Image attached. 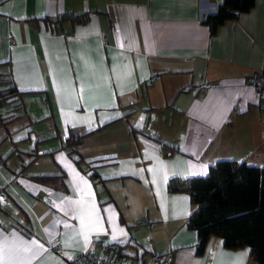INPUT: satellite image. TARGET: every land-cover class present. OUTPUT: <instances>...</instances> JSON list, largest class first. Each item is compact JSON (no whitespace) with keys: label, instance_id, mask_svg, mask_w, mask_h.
I'll use <instances>...</instances> for the list:
<instances>
[{"label":"crops","instance_id":"1","mask_svg":"<svg viewBox=\"0 0 264 264\" xmlns=\"http://www.w3.org/2000/svg\"><path fill=\"white\" fill-rule=\"evenodd\" d=\"M222 1L0 0V74L20 93L15 129L0 123V264L111 244L127 264H256L216 237L198 255L194 206L166 188L218 161L264 169V98L246 80L264 66V0L210 34Z\"/></svg>","mask_w":264,"mask_h":264},{"label":"trees","instance_id":"2","mask_svg":"<svg viewBox=\"0 0 264 264\" xmlns=\"http://www.w3.org/2000/svg\"><path fill=\"white\" fill-rule=\"evenodd\" d=\"M253 5L254 0H223L216 12L206 16L203 23L208 26L210 34H214L217 26L235 20ZM84 19L85 13L63 14L52 22L74 24L82 23ZM19 95L11 79L0 74V108L14 101L16 103L12 105V110L19 107L16 101ZM14 118V114L0 113V123ZM80 140L81 137L77 136L66 141L68 154H72V147ZM174 150L161 144L163 156H168ZM78 161V158L74 159L75 163ZM36 179L43 182L53 178ZM166 188L170 193H186L194 206L186 220V227L196 232L198 255L202 254L208 240L216 237L222 240L226 249L248 248L249 256L255 263L264 264V169L248 167L243 162L218 161L210 166L207 176L170 179ZM106 247H113L110 254L119 256V249L124 245L111 244Z\"/></svg>","mask_w":264,"mask_h":264},{"label":"built area","instance_id":"3","mask_svg":"<svg viewBox=\"0 0 264 264\" xmlns=\"http://www.w3.org/2000/svg\"><path fill=\"white\" fill-rule=\"evenodd\" d=\"M59 1V0H55ZM247 83L264 98V66L256 74L248 76ZM157 264H171V258L168 254L156 258ZM70 264H127L119 261L115 256L106 253L97 255L91 252H81L75 256Z\"/></svg>","mask_w":264,"mask_h":264},{"label":"rangeland","instance_id":"4","mask_svg":"<svg viewBox=\"0 0 264 264\" xmlns=\"http://www.w3.org/2000/svg\"><path fill=\"white\" fill-rule=\"evenodd\" d=\"M9 108H10V106L9 105H4L1 109H0V111L2 112V113H4V115H6V114H10V111H9ZM11 109V108H10ZM15 120H9L8 122H6L5 123V125L7 126V128H9V129H15V122H14ZM3 128V127H2ZM1 129V128H0ZM3 130V129H2Z\"/></svg>","mask_w":264,"mask_h":264},{"label":"snow or ice","instance_id":"5","mask_svg":"<svg viewBox=\"0 0 264 264\" xmlns=\"http://www.w3.org/2000/svg\"><path fill=\"white\" fill-rule=\"evenodd\" d=\"M239 255H240V257L246 256V255H247V252H245V253H241V254H239Z\"/></svg>","mask_w":264,"mask_h":264}]
</instances>
